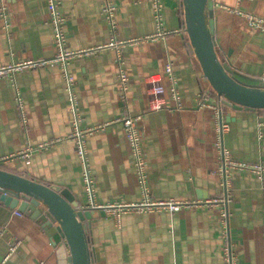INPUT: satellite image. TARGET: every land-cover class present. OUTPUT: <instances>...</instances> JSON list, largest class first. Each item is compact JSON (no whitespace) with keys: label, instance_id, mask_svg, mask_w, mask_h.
Listing matches in <instances>:
<instances>
[{"label":"crops","instance_id":"crops-1","mask_svg":"<svg viewBox=\"0 0 264 264\" xmlns=\"http://www.w3.org/2000/svg\"><path fill=\"white\" fill-rule=\"evenodd\" d=\"M58 1L66 48L102 46L67 63L74 75L81 126L111 122L125 112L142 114L138 129L151 197L201 204L174 212H122L119 220L111 210L102 213L93 206L137 202L141 184L122 123L113 122L86 136L93 179L89 198L84 167L74 140L68 138L72 116L64 69L57 63L0 72V168L68 188L79 208H93L85 221L93 264H264L262 180L241 170L228 172L222 184L213 109L196 107L200 92L205 90L210 102L217 94L183 25L181 0H162L161 31L166 33L158 32L152 0H109L115 7V31L103 12L106 0ZM221 3L264 17V0H214L213 6L219 57L246 81L261 77L264 33ZM3 4L9 22L6 25L0 15V67L53 57L49 0H0ZM113 41H123L118 46L129 78L127 102L120 97L116 47L109 45ZM169 63L182 109L175 108L171 94L173 82L165 71ZM154 78L165 88L167 107L147 111ZM223 112L229 129L222 143L230 156L264 167V109L224 105ZM52 140L47 149L30 150ZM21 150L28 154L1 158ZM16 211L0 202V226L6 228L0 237V264H63L58 245L42 225Z\"/></svg>","mask_w":264,"mask_h":264},{"label":"built area","instance_id":"built-area-1","mask_svg":"<svg viewBox=\"0 0 264 264\" xmlns=\"http://www.w3.org/2000/svg\"><path fill=\"white\" fill-rule=\"evenodd\" d=\"M58 0H49L50 4V14L52 15V31H53V39L54 45L56 48V53L53 57L44 60V59H28L25 61H19L15 64H11L8 66H1L0 72H5L7 70H15V69H22L26 67H32L37 65H44V64H54L57 63L61 65L64 69V77L67 90V99L69 100L70 105V113H71V130L69 132L68 138L74 140L75 143V150L81 160L82 166L84 167L83 171V180L86 184V191L89 195V198H92L93 192V179L91 176L90 167L88 164V157H87V150H86V136L98 129H103L104 126L113 122H121L124 132H126L127 140L132 150L133 155V166H135V170L138 177V182L141 184V191L142 195L137 202L132 203H110L105 205H93L97 206L98 209H107L111 210L115 217L119 220V215L122 212H139V211H157L161 209H166L170 212H174L182 207H189L194 204H201V202L196 200H178L175 198L169 199H153L149 193V188L147 186V182H145L146 178V159L144 156L143 148H141V132L138 129V120L142 117V114L137 113V115L130 114L128 112L122 113L120 117L116 118L114 121L105 122L103 124L92 125V126H81V119L79 113V106H78V99L76 98L75 94V80L74 75L68 69V60L75 56H79L83 52L94 51L99 49L97 47L95 49H83V50H71L66 48V32L63 30L65 24V18L59 13L57 9ZM221 6L224 9L231 11L232 13H237L243 17H245L247 21V25H249L253 30H258L264 33V17L257 15L255 13L247 12L238 6H229L227 4L221 3ZM163 2L162 0H152V9L154 11V18L156 22V27L158 28V32L166 33L161 31V24H162V9ZM114 5L109 1L106 0V4L103 7V12L105 14V18L107 19L108 23L110 24L111 29L115 31L116 21L114 18ZM0 15L4 19L6 25L9 22V17L7 15L6 6L3 4L0 6ZM157 32V33H158ZM150 37V36H149ZM123 41H113L110 42L109 45L116 47V57L115 62L118 65V88L120 91V97L127 102L126 92L128 89L129 78L127 72L125 70L124 61L119 51V44H122ZM166 73L169 76V79H172L173 86L171 88V94L175 98L177 104L176 109H182V105L180 103V96L178 90L176 88V79L173 76V68L172 65L166 66ZM262 81H264V73L261 75ZM165 88L162 83L159 82V79H153L150 82L148 87V95H149V103L147 111H154L162 108L167 107V103L163 93ZM205 106H210L213 109L214 117H215V129L217 132L216 136V146L219 152V163L220 166L218 168V172L220 175L223 176V183H226V175L228 172L231 171H248L256 174L262 180V189L264 191V167L262 163H251L246 161H238L233 159L230 156L229 151L225 146H223V133L229 129V123L223 117V96L217 95V99L214 102L209 101V96L207 95L206 91H202L198 94L196 98V107L201 108ZM54 140L47 141V142H40L35 145L34 148H30V150L39 148V149H47L52 146ZM27 150L18 151L16 154L5 155L1 158L8 159L13 158L18 155H27ZM90 205H88L89 207ZM82 207V208H88ZM91 207V206H90ZM17 215H20L21 211L15 212ZM224 216L226 215L224 212L222 213ZM5 225L0 226V237L3 235L5 231Z\"/></svg>","mask_w":264,"mask_h":264},{"label":"water","instance_id":"water-1","mask_svg":"<svg viewBox=\"0 0 264 264\" xmlns=\"http://www.w3.org/2000/svg\"><path fill=\"white\" fill-rule=\"evenodd\" d=\"M181 5L183 25L191 34V44L202 63L205 78L216 94L223 96L224 105L234 109H264L261 77L244 76L250 81L242 79V74L218 55L214 38V0H181ZM0 202L38 221L52 237L53 244L58 245L57 252L63 264H93L85 224L91 219L93 208H79L68 188L48 185L1 167ZM99 210L104 212V209Z\"/></svg>","mask_w":264,"mask_h":264}]
</instances>
